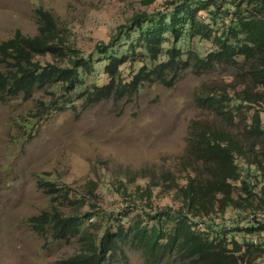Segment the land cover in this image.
Listing matches in <instances>:
<instances>
[{
    "label": "trees",
    "instance_id": "16d2710c",
    "mask_svg": "<svg viewBox=\"0 0 264 264\" xmlns=\"http://www.w3.org/2000/svg\"><path fill=\"white\" fill-rule=\"evenodd\" d=\"M140 1L157 6L134 13L89 54L37 6L34 36L17 30L0 42V101L47 88L53 103L36 107L47 115L80 100L129 97L146 84L172 87L188 70L200 76L237 69L241 80L195 97L214 120H191L185 153L166 169L77 187L40 177L49 204L28 219L31 228L51 240L75 239L77 251L58 264H125L128 250L146 264L264 261V0ZM194 39L208 50L193 49ZM44 56L51 60H35ZM35 119H24L26 129ZM162 198L172 204L155 203Z\"/></svg>",
    "mask_w": 264,
    "mask_h": 264
},
{
    "label": "rangeland",
    "instance_id": "374dc122",
    "mask_svg": "<svg viewBox=\"0 0 264 264\" xmlns=\"http://www.w3.org/2000/svg\"><path fill=\"white\" fill-rule=\"evenodd\" d=\"M37 6L52 14L69 43L89 54L134 13L154 11L157 4L145 7L140 0H0V42L17 30L34 36ZM195 42L193 49L208 50L206 42L199 47ZM241 76L237 69L200 76L188 70L172 87L146 84L129 97L95 103L80 100L74 107L56 106L47 115H39L36 108L39 101L53 103L55 97L47 94V88L34 90L26 100L7 97L0 101V264H58L77 251L75 239L55 241L31 228L28 219L49 204L40 177L77 187L85 180L118 182L125 173L137 175L146 168L159 172L170 167L185 153L191 120H214V115L196 104L195 97L213 89L233 88ZM97 78L99 85L106 82L104 75ZM29 115L37 119L26 129L23 122ZM215 121L222 122L219 117ZM100 192L104 195L99 201L107 207L110 197ZM155 203L172 204L167 198ZM119 206L114 201L113 207ZM236 214L229 212L230 221H235ZM127 257L125 264H146L137 251L128 250ZM254 264L264 261L257 259Z\"/></svg>",
    "mask_w": 264,
    "mask_h": 264
}]
</instances>
